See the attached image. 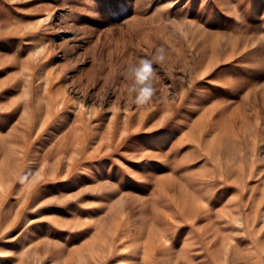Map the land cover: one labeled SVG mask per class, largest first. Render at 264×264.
<instances>
[{"label":"rangeland","instance_id":"obj_1","mask_svg":"<svg viewBox=\"0 0 264 264\" xmlns=\"http://www.w3.org/2000/svg\"><path fill=\"white\" fill-rule=\"evenodd\" d=\"M0 264H264V0H0Z\"/></svg>","mask_w":264,"mask_h":264},{"label":"clouds","instance_id":"obj_2","mask_svg":"<svg viewBox=\"0 0 264 264\" xmlns=\"http://www.w3.org/2000/svg\"><path fill=\"white\" fill-rule=\"evenodd\" d=\"M150 71V65L146 64L141 68V69H137L136 72H137V75L139 77V82L141 84L144 83L145 79H146V76L145 74L148 73ZM152 89L150 86H145V87H142L140 89V95L137 97V102H144V98H147L150 93H151Z\"/></svg>","mask_w":264,"mask_h":264}]
</instances>
